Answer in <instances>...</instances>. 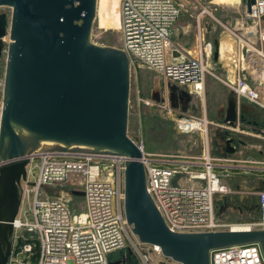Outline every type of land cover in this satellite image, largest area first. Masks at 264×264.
Returning a JSON list of instances; mask_svg holds the SVG:
<instances>
[{
	"label": "built area",
	"instance_id": "1",
	"mask_svg": "<svg viewBox=\"0 0 264 264\" xmlns=\"http://www.w3.org/2000/svg\"><path fill=\"white\" fill-rule=\"evenodd\" d=\"M240 3L245 6L241 24L244 31L220 21L233 44L231 49L224 48L227 57L223 58L220 41L219 60L226 69V77L215 76L238 98L264 107L259 89L264 86V0H255L250 10L242 0ZM180 14L181 5L177 0H121L122 48L128 50L130 65L136 72L146 68L162 77L163 98L167 95L169 100L170 86L175 84L197 94L204 102L206 74L214 73L210 67L213 43L204 36L199 24L195 48L174 45L172 36ZM136 101L139 106L149 103L172 106L165 98L157 101L146 97L139 88ZM205 125L207 150L200 156L153 155L142 142L136 141L142 151L139 160L145 168L147 190L173 232L227 230V224L219 222L215 207V199L229 190L221 182L220 170L244 168L246 173L258 174L264 181V159L247 160L249 165L241 167L220 161L226 156L211 154L208 121ZM239 128L230 126V130L240 131ZM38 158L37 175L33 181L27 178L21 184L25 192L26 185L32 188L27 192L28 198L32 194L31 219L23 221L16 217L7 264H110L111 254L126 247L141 264L154 262L153 255L169 264H180L166 257L160 246L144 243L133 233L124 207L125 155L41 151ZM72 173L81 176L72 183L84 192V211L78 213L72 212L63 191ZM47 188L58 190L61 195L48 194ZM258 201L257 218L239 225L240 230L264 229V188L259 192ZM23 232L35 234L39 253L34 261L20 260L18 256L13 263V246L18 238L26 239ZM33 246L30 242L20 245L18 254H32ZM211 264H264V257L258 243L233 245L212 250Z\"/></svg>",
	"mask_w": 264,
	"mask_h": 264
},
{
	"label": "water",
	"instance_id": "2",
	"mask_svg": "<svg viewBox=\"0 0 264 264\" xmlns=\"http://www.w3.org/2000/svg\"><path fill=\"white\" fill-rule=\"evenodd\" d=\"M242 1L250 10L255 0ZM97 2L0 0L11 7L10 15L0 12V60L10 36L0 120V264L11 256L31 156L41 151L125 155L124 207L133 233L180 264H211L212 250L250 243H258L264 257V229L178 233L166 225L147 190L142 151L128 133V50L90 39ZM213 42L219 60V38ZM170 89L173 106L178 90L189 95L175 84ZM151 97L164 100L157 88ZM237 119V99L230 96L224 121ZM72 194L84 196L77 189ZM120 262L110 257V264Z\"/></svg>",
	"mask_w": 264,
	"mask_h": 264
},
{
	"label": "rangeland",
	"instance_id": "3",
	"mask_svg": "<svg viewBox=\"0 0 264 264\" xmlns=\"http://www.w3.org/2000/svg\"><path fill=\"white\" fill-rule=\"evenodd\" d=\"M181 5V14L175 25L174 33L172 36V43L174 45H185L186 47L195 48L197 45V37L199 31V24L202 27L204 36L211 40L214 47V39L219 38L221 41V54L223 58L227 57V52H224L228 48L231 49L232 40L227 35L224 30L222 21L224 24L229 26L232 29L244 31V28L241 27L242 17L244 15V4L240 3V0H177ZM121 0H98L97 2V13L92 26L91 41L104 46H114L122 48V33L120 25L117 20V13L120 8ZM207 11H206V10ZM6 11L11 13V7L2 5L0 6V12ZM109 13V17L114 19V23L111 24V20L104 21L105 13ZM264 23V22H263ZM10 40L9 34L4 37L5 49L3 51L2 58L0 60V120H1V111L4 100V84H5V75H6V65H7V48L8 42ZM227 61V60H226ZM211 70L214 73L206 74V87H205V101L195 93H191L193 97L194 108L190 107L189 109L182 110L180 107L171 108L165 107L162 104H143L138 105L136 101V91L139 88L143 95L146 97H151L152 90L154 88H161L163 84L162 77L155 73L153 70H147L145 68L140 69L139 72L130 67V90H129V111H128V133L129 135L137 142H142L146 151L150 152L153 155H164V156H200L206 152L205 148V123L208 121V130H209V141H212V137L217 131L219 126L223 128H229L232 124L227 122L219 121L216 117L218 105L225 104L226 97L229 91V87L219 78L226 77V69L222 66L220 61H215L214 58L210 64ZM147 70V71H146ZM218 75L219 77L215 76ZM264 85V84H263ZM260 91L262 92L261 100L264 105V86H259ZM228 88V89H227ZM225 90V91H224ZM227 90V91H226ZM164 93V89H162ZM234 94V93H233ZM165 102L169 103L167 100V95L165 96ZM247 102L252 105L260 108L263 112L264 118V107L246 99ZM170 105V103H169ZM206 116V117H205ZM181 118H183L181 120ZM205 118L206 121L203 120ZM195 120L200 121L202 127L199 128H190L184 124V120ZM192 119V120H190ZM203 120V121H202ZM181 121V125L179 124ZM184 124V126H183ZM253 125H245L241 127L243 131H235L238 136H241L247 140V144L241 148L240 160L251 159V160H263L264 154H260L259 149L264 150V137L256 136L253 134H248V131H251ZM201 128V129H200ZM253 144V145H252ZM212 148V144H211ZM38 154L31 156V161L28 165V178L29 181H33L34 177L38 172L39 158ZM211 154L212 151H211ZM214 155V154H213ZM216 155V154H215ZM223 163H234L241 164L244 167L248 166L249 163L245 161H234L233 156L227 155L226 159L220 160ZM244 169V168H242ZM221 176V182L227 184V186L232 188L230 185V177L234 176L235 178H247L249 181L256 179V176L252 173H246V171H239L234 174L233 169L230 167L222 169L219 171ZM258 175V174H257ZM233 177V178H234ZM81 176L76 173H72L68 182L64 185V195L66 199L69 200V207L72 212H82L84 211L85 202L83 196H76L72 194L73 189H79L75 187L72 183L75 179H80ZM229 182V183H228ZM30 185V184H29ZM27 189V190H26ZM26 192L22 191V203L18 216L23 220L31 219V200L27 196L28 190L31 191V186L26 185ZM46 191L48 194L61 195V192L56 190L53 191L51 188H47ZM225 195V194H224ZM220 201V200H219ZM258 215H238L231 214V212L226 213L225 215H219L217 213V218L220 223L227 224L225 229L229 230L230 226H239L245 223L254 222ZM19 231V230H18ZM25 231V230H23ZM23 235L26 239L18 238L15 247L13 246V255L12 262L16 258L20 260H31L34 261L39 253V245L34 233L23 232ZM32 243L33 250L32 254H27L26 252L22 255H19L20 245L24 243ZM124 249H129L128 247ZM130 250V249H129ZM120 250L115 251L119 252ZM134 256V254H133ZM154 262L151 264H169V261L161 260L156 255H153ZM133 259H137L135 256ZM158 259L160 261H158Z\"/></svg>",
	"mask_w": 264,
	"mask_h": 264
},
{
	"label": "flooded vegetation",
	"instance_id": "4",
	"mask_svg": "<svg viewBox=\"0 0 264 264\" xmlns=\"http://www.w3.org/2000/svg\"><path fill=\"white\" fill-rule=\"evenodd\" d=\"M2 58V57H1ZM218 61V60H215ZM161 88H158L160 92L162 93L163 85L161 84ZM186 90L189 95L184 94L182 91L178 90L176 92V102L178 106H173L171 102V89L168 93V98L173 107H180L182 110L189 109L190 107L194 108V102L193 97L185 88H180ZM231 97H235L237 99V110H238V119L235 122V124H232V126H239L244 127L245 125H253L251 131L248 132V134H253L254 137L256 136H264V118H263V112L260 108H257L256 106L250 107V109H247V106H249V103L246 99L238 98L236 94H231L230 92L227 94L226 102L225 104H222L221 111L217 110L216 117L219 121H224L226 116L227 107L229 104V99ZM188 98V99H187ZM248 110V111H246ZM219 126L217 130H220V133L218 134L217 131L212 137V141L210 144H212V151L216 154H220L221 156H233V159L236 158L240 161L241 156V148L245 146L248 142L241 136L236 135L233 133V130H230L229 128H224ZM241 130V129H240ZM241 131H245L241 130ZM247 133V132H246ZM227 140L230 142L228 143ZM228 144H231L230 146L233 147V151L229 152L227 151ZM253 145V144H252ZM260 154H264V150L259 149ZM245 160H251V159H242L241 161ZM241 167L243 165L239 164ZM234 174L238 173L239 171H243L242 169H233ZM250 174V173H249ZM253 174V173H252ZM256 179H252L249 181L247 178H235L234 176L230 177V187L229 190L225 195L219 196L218 203H215L216 212L219 215H225L228 212H231V214H238L240 215H252L259 213V201L258 196L259 192L264 188V181L257 175ZM234 177V178H233ZM122 254L126 259H130L132 256L130 255L129 249H122ZM122 256V257H123Z\"/></svg>",
	"mask_w": 264,
	"mask_h": 264
},
{
	"label": "crops",
	"instance_id": "5",
	"mask_svg": "<svg viewBox=\"0 0 264 264\" xmlns=\"http://www.w3.org/2000/svg\"><path fill=\"white\" fill-rule=\"evenodd\" d=\"M178 46H180V47H182V48H190V47H186L185 45H178ZM218 61H221V60H218ZM146 69V68H145ZM147 70H150V69H147ZM146 70V71H147ZM156 73V72H155ZM228 89V88H227ZM225 91V90H224ZM227 91V90H226ZM230 92V91H229ZM221 106L222 105H218V109L217 110H219V111H221ZM250 107H251V105L249 104V106H247V109H250ZM246 111H248V110H246ZM224 122V121H223ZM239 127V126H238ZM222 129H224V128H222ZM239 129H241V127L239 128ZM217 133L219 134L220 133V130H217ZM211 151H212V149H211ZM242 151V150H241ZM213 152V151H212ZM214 154H216L215 152H213ZM216 155H218V154H216ZM218 156H221L220 154L218 155ZM236 158H234V160H235ZM121 251V250H120ZM116 252V253H113V254H111V256L110 257H112V259H114V260H120L121 262H120V264H141L140 263V261L138 260V259H132V258H130V259H126L122 254H120L121 252ZM123 256V257H122Z\"/></svg>",
	"mask_w": 264,
	"mask_h": 264
},
{
	"label": "bare ground",
	"instance_id": "6",
	"mask_svg": "<svg viewBox=\"0 0 264 264\" xmlns=\"http://www.w3.org/2000/svg\"><path fill=\"white\" fill-rule=\"evenodd\" d=\"M118 18H117V20H118V23H119V25H120V23H121V16H120V8H119V10H118V13H117V15H116ZM111 20L110 21V23L111 24H113L114 23V19L113 18H110L109 17V13H105V17H104V21L106 22V24H104V26H106L107 25V20ZM190 120H192V119H190ZM184 124H186L187 126H189L190 128H192V129H194V128H199V127H202V124L200 123V121H195V120H192V121H189V120H184ZM184 124H183V126H184ZM182 126V125H181ZM201 129V128H200ZM20 221V220H19ZM240 226H235V228L234 229H237V230H240V228H239Z\"/></svg>",
	"mask_w": 264,
	"mask_h": 264
},
{
	"label": "trees",
	"instance_id": "7",
	"mask_svg": "<svg viewBox=\"0 0 264 264\" xmlns=\"http://www.w3.org/2000/svg\"><path fill=\"white\" fill-rule=\"evenodd\" d=\"M130 255L132 256L131 258L133 259V257H134L133 254L130 253ZM135 260H136V259H135Z\"/></svg>",
	"mask_w": 264,
	"mask_h": 264
}]
</instances>
